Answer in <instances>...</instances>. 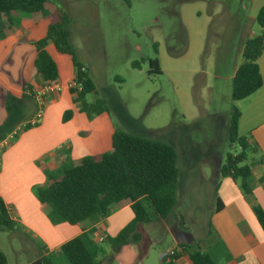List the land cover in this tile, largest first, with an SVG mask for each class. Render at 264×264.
<instances>
[{"label":"crops","instance_id":"crops-1","mask_svg":"<svg viewBox=\"0 0 264 264\" xmlns=\"http://www.w3.org/2000/svg\"><path fill=\"white\" fill-rule=\"evenodd\" d=\"M261 8L254 10L251 22H255ZM12 22V27L5 26L4 29L9 37L0 41L1 128H4L7 119V94L17 100L24 93L23 87L26 85H30L34 94L44 87L33 70L35 51L26 43H36L44 39L49 21L46 28L43 20L38 27L37 18L33 16H17ZM237 32L240 51L227 54L226 58L232 62L228 75L215 76L216 80L226 81L230 85L241 64L242 43L256 37L255 34H240L241 29ZM46 53L56 66V83L60 92L49 93L44 97V103L48 102V106L40 123L35 128L20 133L0 154V199L18 226L16 232H10V236H7L9 248L17 262L19 261L18 264H40V259L49 254H55V264H67L56 254L63 244L89 230H95L94 242L106 243L134 217L130 204L126 203L114 208L105 219L70 225L52 221L50 208L37 200L35 189L46 184L48 175L56 176L84 158H95L109 152L115 132L107 113L88 120L78 110V106L74 105L73 96L69 92L74 81L70 58L59 55L52 45L47 46ZM257 64L262 80L261 89L242 101L231 100V103L240 112L238 135L256 144L264 158V51ZM229 95L231 99V90ZM66 110H72L73 114L64 123L62 116ZM228 118L229 115L224 117L226 130ZM226 138L228 140V135ZM171 146L177 151L179 170L176 207L173 213L167 221H160L150 212L151 221L137 229L140 242L118 249H112L107 244L105 253L100 257L101 263L112 264L114 260V264H145L151 255V245L159 242V235L161 239H168L166 246L156 252V256L160 255L161 264L168 261V252L176 249L178 244L199 250L200 253L210 256L215 264H264V230L258 224L252 209L256 205L264 211V162L253 168V194L246 197L238 184L229 177L220 176L219 169L223 159H215L214 154L211 155L214 159L207 162L210 173L206 174L203 169L192 164L189 158L190 148L187 145ZM203 183L212 185L210 219L204 229L194 232L196 214L186 213L184 209L199 207L195 195L200 188L196 184ZM186 199L189 202H185ZM12 237L16 238V244ZM102 237L104 240L100 242ZM143 243L148 250L145 255H140ZM120 251H123L124 256L118 261ZM0 252L9 264L6 247L0 246ZM176 264L192 263L187 256L182 255Z\"/></svg>","mask_w":264,"mask_h":264},{"label":"rangeland","instance_id":"rangeland-1","mask_svg":"<svg viewBox=\"0 0 264 264\" xmlns=\"http://www.w3.org/2000/svg\"><path fill=\"white\" fill-rule=\"evenodd\" d=\"M45 1L54 13L67 18L70 45L96 90L86 101L92 103L99 97L106 102L114 130L176 147L187 145L192 164L206 174L210 173L207 162L214 159L211 155L224 161L227 153L237 151L229 148L224 119L232 108V84L215 76L228 75L232 62L226 56L240 51L239 29L240 34H262L251 21L264 0ZM33 17L38 27L41 20L47 27L49 15ZM234 18L241 19L239 25ZM8 37L4 33V40ZM155 59L160 76L149 75L148 62ZM133 63H140L141 69L133 70ZM47 106L45 102L42 114ZM38 109L37 102L27 103L18 117H32ZM196 186L200 188L195 195L199 207L184 209L196 214L194 232L209 223L212 193L210 183ZM9 234L0 233V246L6 247L9 264H18L8 245ZM157 239L145 264H161L156 252L168 239L159 235ZM12 240L17 243L16 238ZM101 245L106 248L107 243ZM147 250L143 243L140 255Z\"/></svg>","mask_w":264,"mask_h":264},{"label":"trees","instance_id":"trees-1","mask_svg":"<svg viewBox=\"0 0 264 264\" xmlns=\"http://www.w3.org/2000/svg\"><path fill=\"white\" fill-rule=\"evenodd\" d=\"M41 14L49 15L45 38L36 43H26L35 51V75L41 79L43 86L57 82L56 66L46 53L47 46L52 45L59 55L69 57L72 62L73 83L76 88L70 89L69 92L73 96V103L78 105V110L84 113L88 120L107 113V104L103 99L98 97L92 103L86 101L87 95L96 94L95 86L86 67L77 61L70 45L67 18L60 12L54 13L45 0H0V41L4 40L5 26L12 27L15 17ZM234 20L237 25L241 22L239 18ZM255 23L261 30L264 29V7L259 10ZM153 49L157 54V45H154ZM263 51L264 33L242 43L241 64L231 85L233 102L242 101L261 89L262 80L257 62ZM171 56L176 57L174 54ZM148 63L149 75L160 76L158 61L155 59ZM131 68L140 70V63H133ZM23 92L17 100L7 94V119L4 128L0 127V141L21 123L33 117L32 115L26 120L18 117L27 103L35 102L30 85L24 86ZM72 114L71 110L64 112L62 122L69 121ZM239 119V110L232 107L227 125L228 145L237 151L227 153L219 174L221 177H229L238 184L244 196L249 197L253 194L252 170L262 164L264 158L256 144L238 135ZM31 127L25 126L22 132ZM4 130L9 133H3ZM19 134L14 136V140ZM177 163L178 154L173 146L115 130L109 152L95 158H84L72 167L63 169L56 176L48 175L46 184L35 189V195L42 205L50 208L52 221L70 225L105 219L114 208L129 203L134 215L132 221L106 242L112 249H118L140 242L141 237L137 229L151 221L150 212L160 221L169 219L176 207L179 185ZM252 209L258 224L264 230V211L256 205ZM17 230L18 226L0 199V233ZM94 232L95 230H89L81 233L63 244L56 254L67 264H102L100 257L105 250L101 244L94 242ZM182 255L187 256L192 264H215L210 256L182 244H178L174 255L168 257L164 264H176ZM55 259V254H49L40 259V264H55ZM0 264H7L6 257L1 252Z\"/></svg>","mask_w":264,"mask_h":264},{"label":"built area","instance_id":"built-area-1","mask_svg":"<svg viewBox=\"0 0 264 264\" xmlns=\"http://www.w3.org/2000/svg\"><path fill=\"white\" fill-rule=\"evenodd\" d=\"M262 33H264V29L261 30ZM76 86L74 85V83L71 85L70 89H75ZM60 92V88L58 87L57 83L54 84H50V85H45L40 92H38L37 94H34V100L35 102H37V104L39 105V109L37 110V112L34 114V116L26 121L21 123L18 127H16L12 134L7 136L4 140L0 141V152L6 148L13 140H14V136H16L18 133H20L25 126L29 125V126H35L38 124V120L42 118V108L44 105V97L49 94V93H58ZM104 240V238H100V242H102ZM175 253V249H171L168 252V257H172Z\"/></svg>","mask_w":264,"mask_h":264}]
</instances>
